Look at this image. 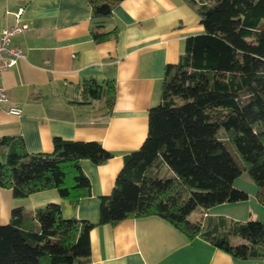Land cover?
Segmentation results:
<instances>
[{
  "label": "trees",
  "instance_id": "1",
  "mask_svg": "<svg viewBox=\"0 0 264 264\" xmlns=\"http://www.w3.org/2000/svg\"><path fill=\"white\" fill-rule=\"evenodd\" d=\"M97 41L115 30L104 19L121 0H88ZM203 30L186 37L176 63L164 68L159 102L147 112L141 145L123 154L108 195L98 196V219L65 216L50 202L29 212L12 209L0 222V264H86L98 224L155 215L188 239L200 237L233 258H264V221L209 210L245 200L234 186L247 171L264 205V0H185ZM84 99L105 97L109 82L85 80ZM113 153L97 140L54 136L51 152H30L23 137L0 138V187L14 197L57 189L73 207L91 195L82 159L99 164Z\"/></svg>",
  "mask_w": 264,
  "mask_h": 264
},
{
  "label": "crops",
  "instance_id": "2",
  "mask_svg": "<svg viewBox=\"0 0 264 264\" xmlns=\"http://www.w3.org/2000/svg\"><path fill=\"white\" fill-rule=\"evenodd\" d=\"M20 8L30 27L12 41L24 57L0 76L8 92L0 103V138L21 136L30 152H51L54 136L97 140L113 156L99 164L81 160L91 195L76 207L57 189L17 198L0 187V222L8 223L15 207L34 212L50 202L60 203L65 216L97 220L98 196L110 193L123 154L146 137L165 66L177 62L186 37L203 30L199 15L185 0H121L103 23L115 34L97 41L88 0H0V33L17 22ZM88 79L113 84L111 108L104 96L81 100ZM90 240L86 264H264V258H233L200 237L188 239L155 215L98 224Z\"/></svg>",
  "mask_w": 264,
  "mask_h": 264
},
{
  "label": "rangeland",
  "instance_id": "3",
  "mask_svg": "<svg viewBox=\"0 0 264 264\" xmlns=\"http://www.w3.org/2000/svg\"><path fill=\"white\" fill-rule=\"evenodd\" d=\"M234 186L244 190L248 197L237 202H225L209 210L210 214H225L236 219H259L264 221V205L257 199V186L247 171H243L234 180Z\"/></svg>",
  "mask_w": 264,
  "mask_h": 264
},
{
  "label": "built area",
  "instance_id": "4",
  "mask_svg": "<svg viewBox=\"0 0 264 264\" xmlns=\"http://www.w3.org/2000/svg\"><path fill=\"white\" fill-rule=\"evenodd\" d=\"M17 22L13 25L2 29L0 33V76L3 71L9 69L17 64L20 58L24 57L23 51L12 44L13 38L24 32L30 27V22L23 18V9L20 8L16 12ZM8 97L6 87L0 83V103L5 101ZM13 113H18L19 109H10Z\"/></svg>",
  "mask_w": 264,
  "mask_h": 264
}]
</instances>
